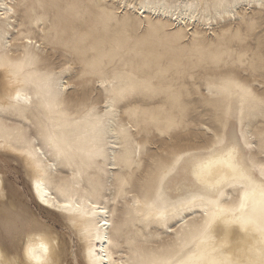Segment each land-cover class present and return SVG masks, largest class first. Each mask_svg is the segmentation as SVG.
Wrapping results in <instances>:
<instances>
[{
	"label": "snow or ice",
	"instance_id": "6c2138e0",
	"mask_svg": "<svg viewBox=\"0 0 264 264\" xmlns=\"http://www.w3.org/2000/svg\"><path fill=\"white\" fill-rule=\"evenodd\" d=\"M56 7L0 4V114L19 121L15 142L0 143V149L26 158L29 192L35 193L31 204L11 192L0 193V238L26 236L22 252L0 256V264H84L81 254L87 264H264V163H257L264 161V131L257 144L244 128L245 114L251 117L258 110L264 117V0H95L90 8L105 36L117 31L110 46L107 38L102 42L104 54L97 55L101 46L64 43L59 48L54 44L52 55L41 56L44 33L37 29L45 18H36L35 24L31 19L37 8ZM22 10L17 28L11 14ZM144 10L163 15H134ZM133 37L137 44L158 38L165 47L207 53L197 67L215 73L209 95L224 116L214 124L203 120L205 136L200 139L211 143L194 152L179 149L170 159L165 150L140 166L129 159L122 188L135 192L129 207L138 210L130 225H118L119 202L109 199L111 189L85 184L83 172L77 182L74 166L92 168L104 158L107 129L117 118L142 114L147 124L155 122L157 110L142 108L145 101L133 99L156 95L154 81L142 78L135 62L130 67L129 58L119 55ZM208 40L213 43L204 48L202 41ZM14 45L16 51L23 46L18 62L9 56ZM72 77L73 83H67ZM237 108L239 133L232 123ZM208 111L211 115V105ZM169 125L175 126L172 121ZM127 128L132 130L130 123ZM141 155H147V148L141 152L137 146L133 156ZM178 166L185 168L186 178L173 185ZM65 169L73 171L72 178H61ZM45 211L55 219L43 216ZM62 231L72 241L70 255L59 254ZM239 234L255 239L243 260L230 252ZM165 236L172 239L159 243Z\"/></svg>",
	"mask_w": 264,
	"mask_h": 264
},
{
	"label": "rangeland",
	"instance_id": "374dc122",
	"mask_svg": "<svg viewBox=\"0 0 264 264\" xmlns=\"http://www.w3.org/2000/svg\"><path fill=\"white\" fill-rule=\"evenodd\" d=\"M25 2L29 5L33 3L37 5L41 3L58 5L55 9L37 8L35 15L31 19V23L35 24L36 18L40 16L45 18L37 29L44 33V44H42L40 49L41 56L45 53L52 55L55 50L53 45L55 44L59 48L64 43L79 44L81 48H91L94 45L101 46L97 55H103L102 42L107 38L110 46L111 40L117 38V31H113L108 37L105 36L103 25L98 23L96 16L93 14L95 9L90 8V5L95 0H12L11 5ZM139 2L140 0H137V3ZM205 3H212V0H205ZM69 5L75 7L69 8ZM253 11L255 12L256 9L254 8ZM77 12L80 15H77ZM24 14L25 10L13 13V19L15 20L13 24L15 27H19L17 16H19L20 20H23ZM134 15H142L145 19L149 17L159 19V15L149 14L148 12L142 14L136 11ZM169 22H172L170 18ZM207 28L211 32L217 31L212 25H207ZM122 30L121 28L120 31ZM220 31L223 32V29H220ZM221 42L222 39L216 41L217 45ZM212 43L213 41L211 40L202 41V46L208 48ZM15 47L14 45V50L9 53V56L13 62H18L23 59V46H20L21 51H16ZM0 55H3L2 49H0ZM119 55L129 58L130 67L134 61L141 72L142 78L154 81L153 86L157 92L156 95L147 98L134 97L133 99L137 102L144 100L145 102L141 105L142 108H154L157 110L155 112V122L147 124L142 114L139 117L133 114L131 118H117L116 123L112 127L115 135L110 136L106 133L105 144L108 150L104 158L92 168L87 165L81 167L79 164L74 167L77 182L81 180L80 173L83 172V182L85 184L91 182L97 186H107L111 189L109 199L113 201L118 199L119 202L116 223L118 225L124 223L130 225L138 209L129 207L133 204L131 197L135 195V192H125L122 188L124 178L129 175L127 167L129 159H132L136 166H140L145 160H150L153 155L161 154L165 150L169 152L170 159L174 153H178L179 149L194 152L205 144L211 143L207 137L204 140L200 139L205 136L204 130L200 127L203 120H208L210 124H214L224 116V113L217 109L214 103L215 97L209 95V86L213 83L210 77L215 75V73L208 71L204 67H197L201 64L202 56L206 58L207 53L196 54L192 51L165 47L161 45L158 38L144 39L137 44L133 37L129 46ZM91 58V56L88 57L89 60ZM64 66V64L60 65V67ZM80 67L83 72L85 70L84 64H81ZM74 80L75 77H72L71 79H66V82L72 84ZM100 103L102 105L103 101L101 100ZM210 105L211 115L208 111ZM198 107L202 110L198 111ZM99 114L103 115V112L101 111ZM244 120L246 121L244 128L248 132L249 137L255 138L258 144L260 132L264 131V117H261L257 110L251 117L245 114ZM169 121H172L175 126L170 127ZM17 123L19 121L15 115L0 114V139L7 143L11 139L14 143L18 134L16 132ZM129 123L132 126L131 131L127 128ZM232 123L235 126V131L239 133L240 115L238 108ZM231 130L230 128L229 131L231 132ZM112 146L115 152L113 153L114 156L111 157L108 155V151ZM137 146L140 147L141 152L147 148V155L134 157L133 154L136 152ZM49 161L52 162V160ZM257 163H264V161L258 160ZM114 164L117 167L114 168ZM0 166H2L0 176L7 186L4 190L11 192L13 196L22 197L29 204L33 203L32 194L29 192V183L21 166L3 153H0ZM178 167H180V172L172 181L173 185L182 184L186 178L185 168ZM144 171H148L147 166H144ZM72 177L73 171L70 169H65L61 173V178L63 179ZM228 194L231 195L230 192ZM126 196L128 197L127 200H125ZM43 216L48 219H55L50 211H45ZM173 226L179 227L178 224ZM132 231H139V228ZM159 234L158 232L152 233L153 236ZM18 235L19 233H16L7 238H0V242L14 254L19 250V244L16 241ZM66 236L67 232L62 231L60 239L64 246V252L67 251L70 255L72 252V241L70 238L66 239ZM170 239L172 238L165 236L159 243L167 244ZM65 245L68 246L67 249ZM77 251L81 252L79 248ZM125 256H127V253H125ZM81 259L83 260L82 256ZM117 259H119V254H117Z\"/></svg>",
	"mask_w": 264,
	"mask_h": 264
},
{
	"label": "bare ground",
	"instance_id": "6f19581e",
	"mask_svg": "<svg viewBox=\"0 0 264 264\" xmlns=\"http://www.w3.org/2000/svg\"><path fill=\"white\" fill-rule=\"evenodd\" d=\"M11 1L12 0H0V4H3L5 2H7L9 4V7H11ZM203 2H205V0H203ZM242 2H247V0H242ZM203 11V9L201 10ZM153 13V15H163V13H155V12H151L150 10H144V12L142 14H146V13ZM14 13V12H13ZM13 13L11 14V22L13 23L15 20L13 19L14 15ZM14 39V37H13ZM9 43H11V41H9ZM4 100V90L3 88H0V102H2ZM107 133L110 135V136H114L115 133L113 131V128H108L107 129ZM114 141V140H112ZM0 143H5L7 144L6 141H4L3 139H0ZM115 152L114 150V147L112 146L110 148V150L108 151V155L109 156H114L113 153ZM0 153H3V154H6L8 155L9 157H11V159L18 163L21 168H22V171L24 173V176L26 177L28 183H29V186H30V179L28 177V175L26 174V163H25V160L26 158L24 157H21L19 156L17 153H14L10 150H6V149H0ZM46 163L47 164H51L52 162L47 160L46 159ZM34 178V177H33ZM219 177H217L218 179ZM5 188V183H4V180L3 178L0 176V193H3L5 192L4 190ZM45 192H47V188L44 189ZM32 196L35 195V193H31ZM51 199V198H50ZM38 203V202H37ZM187 219H191V216H188L186 217ZM38 234V233H37ZM52 240L53 242L55 243L57 237H56V234L55 233H52ZM238 242H234L233 245H232V248L230 249V252L236 256H239L240 259H247L248 258V250L252 247L255 246V239L250 236V235H247V234H239L238 237L236 238ZM16 241L17 243L19 244V251L22 252L23 250V246L24 244L26 243V236L25 234L23 233H19V235L16 237ZM39 243V242H37ZM97 248L100 247L99 243H97ZM81 250V253H82V249ZM59 254L60 255H63V252H64V246H63V243H62V240L60 239L59 237ZM16 254H14L13 252H11L8 248H6L1 242H0V256H4V257H8V258H12L14 257ZM83 260H84V263L87 264V260L86 258L81 254ZM57 258H59V255L57 256Z\"/></svg>",
	"mask_w": 264,
	"mask_h": 264
}]
</instances>
